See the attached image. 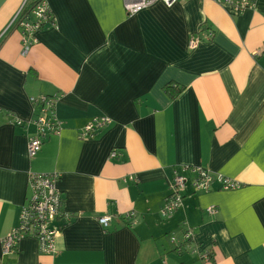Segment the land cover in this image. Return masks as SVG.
<instances>
[{
    "label": "crops",
    "instance_id": "0c3cea01",
    "mask_svg": "<svg viewBox=\"0 0 264 264\" xmlns=\"http://www.w3.org/2000/svg\"><path fill=\"white\" fill-rule=\"evenodd\" d=\"M30 1L0 0V264H264V0L240 14L212 0L155 2L132 16L124 0H46L54 23L22 55L10 24ZM202 27L213 38L188 50ZM168 83L182 87L175 100ZM40 95L59 98L62 128L29 157L39 112L29 99ZM98 117L110 123L81 140ZM112 150L119 158L109 159ZM178 166L206 168L241 187L188 188L165 218ZM30 172L60 175L62 212L71 218L58 220L52 253L23 238L2 255ZM104 216L112 218L106 228L98 222ZM185 229L194 242L175 250L170 238ZM194 248L210 250V262Z\"/></svg>",
    "mask_w": 264,
    "mask_h": 264
},
{
    "label": "built area",
    "instance_id": "2783aa9c",
    "mask_svg": "<svg viewBox=\"0 0 264 264\" xmlns=\"http://www.w3.org/2000/svg\"><path fill=\"white\" fill-rule=\"evenodd\" d=\"M230 10L233 14H240L246 10H251L255 6L256 0H212ZM155 2H162L167 7L173 6L177 0H124V9L128 16H132L139 11L148 8ZM24 8V7H23ZM22 10L18 12L10 26L20 31L22 41V55H26L31 47L37 42L35 35L41 30L43 25H52L54 18L46 0H39L31 10L34 21L29 19L30 14ZM202 33L204 35L202 36ZM211 30H204L202 27L195 34H192L188 41V50L196 49L201 43L208 42L213 38ZM259 51L254 53L258 56ZM34 107L39 108V112L32 121L35 126V135L28 138L27 153L29 157L37 154L43 142L50 136H59L61 133V123L56 117V105L59 101L57 96L40 95L29 99ZM14 123L18 126L23 123L17 119ZM110 123L107 117H98L89 121L81 130L79 138L81 140L93 139L101 130ZM109 159L119 158L118 152L112 150ZM60 175L54 173H32L28 174V197L22 206L18 225L1 242L2 255H9L16 251L18 242L23 238L34 239L38 245V250L42 254H50L54 250V241L61 230L58 220L71 218L62 212L61 192L58 189ZM217 184L222 191H233L241 187V184L233 179L220 174H214L210 170L202 167L178 166L172 171L170 183V193L164 200V205L160 211L162 217H170L183 205L186 197L185 192L190 188L191 193H207L212 186ZM209 215L216 214L215 207L206 209ZM134 214L126 213L125 219L131 220ZM110 216L98 218V222L106 228L111 222ZM170 242L175 250L186 249L194 242V233L185 229L180 240L171 236ZM202 260L210 262V250H193ZM5 264V263H4Z\"/></svg>",
    "mask_w": 264,
    "mask_h": 264
},
{
    "label": "trees",
    "instance_id": "16d2710c",
    "mask_svg": "<svg viewBox=\"0 0 264 264\" xmlns=\"http://www.w3.org/2000/svg\"><path fill=\"white\" fill-rule=\"evenodd\" d=\"M39 0H31L30 3L28 4L26 10L24 13L26 14H30L29 19L31 21H34L33 16L31 15V10L33 9V7L38 3ZM52 15V14H51ZM53 18V15L51 16ZM46 26H49L47 24L43 25V27L41 28L44 29ZM164 91L165 93L168 95V97L172 100H175L182 92V87L178 86L177 84L174 83H168L165 85L164 87Z\"/></svg>",
    "mask_w": 264,
    "mask_h": 264
}]
</instances>
